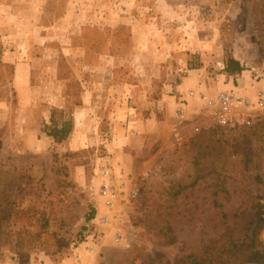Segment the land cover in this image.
<instances>
[{"label":"rangeland","instance_id":"374dc122","mask_svg":"<svg viewBox=\"0 0 264 264\" xmlns=\"http://www.w3.org/2000/svg\"><path fill=\"white\" fill-rule=\"evenodd\" d=\"M12 1L13 19H34L33 36L29 46L15 38L23 27L13 22L0 54L18 63L28 53L39 100L61 84L71 113L80 82L99 96L113 86L115 101L122 87L128 118L139 115L147 137L134 170L113 169L136 179L138 197L114 210L118 225L102 227L91 219L105 213L97 175L98 160L110 155L105 133L93 148L13 153L9 131L0 130V264H264V227L255 229L264 220V111L232 130L197 116L194 102L185 121L173 118L189 90L210 96L218 83H234L230 91L253 98L264 87V0ZM229 59L244 73L224 78ZM2 61L0 102L13 118ZM189 71L202 75L182 95ZM88 230L98 238L86 239Z\"/></svg>","mask_w":264,"mask_h":264},{"label":"crops","instance_id":"0c3cea01","mask_svg":"<svg viewBox=\"0 0 264 264\" xmlns=\"http://www.w3.org/2000/svg\"><path fill=\"white\" fill-rule=\"evenodd\" d=\"M38 4H42L40 0H37L36 3L31 1L32 6H37ZM2 13L6 17L2 18L0 16V41L5 42L8 37L13 40V22H16L17 26L23 27V32L18 35L16 33L15 38L20 36L23 38L22 41L29 46L30 39L33 36L32 28L35 23L33 21L34 19L21 15L19 17L20 20L17 17L13 19L12 0H0V15ZM14 14L17 16V11ZM23 54H20L18 57L26 56L27 60L18 63L11 61L13 56L17 58L16 54L13 55V53H8L4 50L0 54V58L3 60L2 63L10 65L11 78L9 84L15 94L13 118H11V115L4 113L8 111L7 105L0 102V130L6 129L9 131L11 138L10 148L13 150V153L44 152L51 145L74 151L81 150L82 148H93L99 144L101 135L105 133L108 140H106V143L102 141L101 143H105V148L110 155L107 153L108 156L99 159L98 162L108 163L114 170L115 165L119 164L124 165L125 171L134 170L130 166V162L133 161L134 156L138 158L139 150L144 146V138L147 136L143 134L145 130H143L139 115L137 114L134 116L136 118L135 124L137 129L135 128V131H133L132 124L134 118H128L127 114L129 113L126 107L128 100H124L125 97H121L123 95L122 87H120L121 95L115 101L113 97V86L105 83L104 93L99 96L95 86L91 82L84 80L79 83L77 100L71 113H68L66 109L71 106V100L67 95L65 87L61 84H58L56 93L50 95L48 93L47 97H44L45 94L42 93L43 98L39 100L38 88L33 83V78L36 73L33 62L28 60V53ZM0 70L4 71V67H1ZM241 73L243 74L244 72ZM200 75H202L201 71L188 72V76L184 78V85L178 86V90L182 95L185 94L183 87L191 84L189 82L195 76H197L196 79L199 81ZM236 81L237 79L233 82ZM190 86L194 90L201 87L195 81ZM215 89L219 92H225L235 89V85L234 83H218ZM123 90L128 91V88L126 87ZM211 95L215 94L212 93ZM114 101L117 102L115 105ZM102 106L105 107V112L101 110L100 107ZM55 110L59 114L58 118L55 116ZM69 120L72 122L73 129L67 139L62 143H55L52 138L45 134V127L51 123L60 126L62 122ZM126 121L128 122V128L124 124ZM125 174L127 173L125 172Z\"/></svg>","mask_w":264,"mask_h":264},{"label":"built area","instance_id":"2783aa9c","mask_svg":"<svg viewBox=\"0 0 264 264\" xmlns=\"http://www.w3.org/2000/svg\"><path fill=\"white\" fill-rule=\"evenodd\" d=\"M191 102L195 103L192 109L197 116L205 113L212 119L216 127L232 130L240 126H250L258 116L257 113L264 111V87L256 90L253 98L236 91L219 92L208 96L189 90L179 99L178 106L173 114L176 121L186 120V110ZM113 172V168L108 163H101L98 167L97 175L100 179L98 195L105 213L101 216H95L94 220L91 219L92 226L94 225L93 222L102 227L111 224L118 225L121 222V216L114 214V210L117 207L130 205L138 197L139 190L136 179L128 174L120 173L119 178H116ZM85 237L90 241L98 238L97 232H90V230H88ZM116 237L115 241L122 240L120 234H117ZM90 249L91 251L94 250L93 247H90Z\"/></svg>","mask_w":264,"mask_h":264},{"label":"trees","instance_id":"16d2710c","mask_svg":"<svg viewBox=\"0 0 264 264\" xmlns=\"http://www.w3.org/2000/svg\"><path fill=\"white\" fill-rule=\"evenodd\" d=\"M241 72H243V67L238 61L234 59H229L226 61L224 66V74L226 77H236L240 75ZM72 129V122L70 120L62 122L60 126L51 123L49 126L45 127V134L52 138L55 143L60 144L67 139L69 134L72 132ZM263 227L264 220L261 216H258L255 229H261Z\"/></svg>","mask_w":264,"mask_h":264}]
</instances>
